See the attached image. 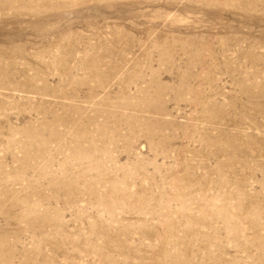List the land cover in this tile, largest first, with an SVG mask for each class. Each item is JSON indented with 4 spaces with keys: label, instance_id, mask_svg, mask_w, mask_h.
<instances>
[{
    "label": "rangeland",
    "instance_id": "rangeland-1",
    "mask_svg": "<svg viewBox=\"0 0 264 264\" xmlns=\"http://www.w3.org/2000/svg\"><path fill=\"white\" fill-rule=\"evenodd\" d=\"M0 264H264V0H0Z\"/></svg>",
    "mask_w": 264,
    "mask_h": 264
}]
</instances>
